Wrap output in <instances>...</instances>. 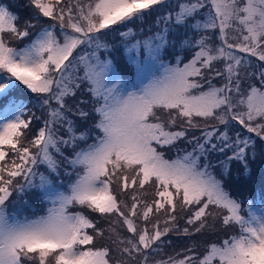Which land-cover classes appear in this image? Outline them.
Masks as SVG:
<instances>
[{
	"label": "snow or ice",
	"instance_id": "6c2138e0",
	"mask_svg": "<svg viewBox=\"0 0 264 264\" xmlns=\"http://www.w3.org/2000/svg\"><path fill=\"white\" fill-rule=\"evenodd\" d=\"M24 7L0 5V264H264V190L224 185L264 156V0Z\"/></svg>",
	"mask_w": 264,
	"mask_h": 264
},
{
	"label": "trees",
	"instance_id": "16d2710c",
	"mask_svg": "<svg viewBox=\"0 0 264 264\" xmlns=\"http://www.w3.org/2000/svg\"><path fill=\"white\" fill-rule=\"evenodd\" d=\"M6 6L10 11H13L14 14L23 18H28L29 10L24 7L25 0H0V5ZM154 17L148 19L143 26L137 24L135 26L138 27V30L141 31V27L144 29V35H147V29L152 28L155 31V27L153 26ZM118 42V41H117ZM117 60L123 62V57L120 51L114 53ZM190 58V53L185 54V59ZM173 59V54L171 52L167 55V60ZM166 60V62H167ZM134 74V72H133ZM29 108L32 109L36 113V116L39 117L38 120L33 121L32 131L29 133V137L34 135L35 130L38 129L41 125L42 120L45 118V113L38 111L36 107L32 104H29ZM35 151V150H34ZM174 157V155H173ZM224 160L220 157V154H213L212 161L214 163ZM235 164V166H233ZM247 167L250 171L246 172L244 165L241 162L231 161L230 162V172L224 178V185L226 190H228L231 195L240 200H246L248 198H252L254 203H257L260 199L259 194L262 190H264V184L258 182L260 179H264V156L257 155L256 159L249 158ZM220 169L217 168V173L219 174ZM256 184V186H254ZM183 216V213H181ZM179 226L182 228L185 226V222L183 219H179L177 221ZM217 237H224L223 232H218L215 236H209L207 239L212 240ZM226 238V237H224ZM169 239L171 240V244L167 246L166 251L168 253H174L176 251L182 250L187 244H189V240L186 237L177 234H170ZM218 242V241H217ZM203 251V249H201Z\"/></svg>",
	"mask_w": 264,
	"mask_h": 264
},
{
	"label": "rangeland",
	"instance_id": "374dc122",
	"mask_svg": "<svg viewBox=\"0 0 264 264\" xmlns=\"http://www.w3.org/2000/svg\"><path fill=\"white\" fill-rule=\"evenodd\" d=\"M1 5H2V4H1ZM2 6H3V5H2ZM12 12H13V11H12ZM13 13H14V12H13ZM135 29H136L137 33L140 32V30H138V27H137V26H135ZM133 75H134V74H133ZM200 134H201V133H200V130H192V131L189 132V136H192V135L199 136ZM182 146H183V145H182ZM229 154H230V153L220 154V157H221L222 159H223V158L225 159V157H226L227 155H229ZM173 155H174V152H166V157H168V158H174ZM233 161H234V160H233ZM237 162H239V161H237ZM235 164H236V163H234L233 166H235ZM258 182L264 184V179H260V180H258ZM254 186H256V184H255ZM26 198L28 199V202H29V204L32 205V207H31V208H27V207H25V209H24V214H25V215H29V216H31V215L33 214L34 211H35V214H36V215L43 214L44 210H45L46 207H47V204H46L45 201H43L42 196H41V194H40L38 191H37V192H31V193H28Z\"/></svg>",
	"mask_w": 264,
	"mask_h": 264
}]
</instances>
